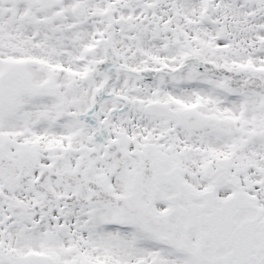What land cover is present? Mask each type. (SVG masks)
<instances>
[{
    "label": "rangeland",
    "instance_id": "rangeland-1",
    "mask_svg": "<svg viewBox=\"0 0 264 264\" xmlns=\"http://www.w3.org/2000/svg\"><path fill=\"white\" fill-rule=\"evenodd\" d=\"M145 1L159 3V6L153 11H141L138 6H132L135 15L133 31L141 32L142 49L148 47L157 53H174L176 49L181 52L185 47L191 51L203 47L219 54L220 57L215 60L218 64L264 68V6L248 4L245 0ZM210 4L217 8L216 13L204 9V5ZM205 16L223 21V26H213ZM120 28L125 34L132 32L127 22ZM17 29L13 27L12 32L19 39L21 35ZM37 38L33 34V40L29 39L37 55L33 64L28 66L35 81H38L35 63H40L41 51ZM146 41L150 43L146 44ZM134 79L123 74L114 85V88L125 86L130 91L133 106L122 107L110 100L100 105L101 119L107 121L110 137L122 134L128 138L130 148L149 144L159 154L170 156L183 169L184 179L198 191L209 188V183L202 178L204 171L228 158L233 167L242 171L240 180L256 186L253 195L257 199L254 201L264 209V185L259 174L264 171V140L253 138V134L264 127V110L259 107V99L239 90H226L215 83H208L206 78L204 81L201 78L192 81L191 77L183 75L179 80L180 100L185 107L194 109L208 120L201 131L185 132L170 126L166 120L142 117L138 108L151 100L153 91L160 92L164 97L166 84L170 82L139 85L131 82ZM95 80L82 78L72 91L78 97L71 102L65 101L66 110L78 114L92 108L91 92L98 88L92 83ZM199 81H202L200 86ZM64 104L57 108L51 100L37 98L23 104L22 114H17L16 108L10 107V111L0 113L1 127L10 134V138L14 136L28 142L38 151L40 163L48 164V158L59 153L63 147L89 146L92 130L82 129L66 119L62 113ZM112 107L123 112L108 117ZM182 153L187 160L184 164L173 159L174 155ZM79 160L80 157L70 154L63 165L74 168L80 164L82 167ZM61 167L58 166V169ZM131 169L127 166L124 173L113 176L108 168L101 165L96 172L108 175L115 194H124L125 178ZM53 186L57 194H70L63 185L53 182ZM218 193L220 198H226L234 191L225 187ZM15 196L28 204L38 201L28 188H22ZM155 208L163 212L167 206L159 200ZM0 248L26 259L47 256L57 264L88 261L94 264H194L188 257L158 244L139 228L117 227L114 212L99 206L64 209L61 205H53L46 215L36 216L32 221H20L1 210Z\"/></svg>",
    "mask_w": 264,
    "mask_h": 264
},
{
    "label": "water",
    "instance_id": "water-1",
    "mask_svg": "<svg viewBox=\"0 0 264 264\" xmlns=\"http://www.w3.org/2000/svg\"><path fill=\"white\" fill-rule=\"evenodd\" d=\"M246 1L264 5V0ZM187 66L184 64L175 71L158 70L149 75L141 72L137 74L143 79L153 80L160 74L175 73ZM199 70L210 74L216 70L215 74L223 79L228 90L239 88L258 96L261 99L260 106L264 109V69H229L201 63ZM118 73L119 71H114L112 76ZM244 76L247 77L246 80L240 81ZM102 91L103 89L100 90L90 114L73 116L83 127L97 130L91 141L98 146L103 145L108 134L106 122L98 123V102ZM145 111L167 115L164 110L157 109L155 104L148 106ZM175 120L181 127L204 126V119L193 114L178 115ZM259 137L264 139V129ZM8 143L13 144L14 154L9 153ZM105 150L106 154L101 159L88 155L83 169L64 168L56 171L55 166L63 162L64 155L59 157L60 161L57 157H52V164L43 166L39 164L37 152L31 147L0 136V182L3 187L13 194L23 184H27L45 204L40 206L35 203L32 207H27L19 201L11 203L7 196L0 193V208L6 206L9 212L20 219L30 220L34 212L45 213L53 204L61 203L66 208L101 205L114 210L118 226H139L168 248L189 256L195 264H264V218L261 209L242 189L238 178L229 173L228 161H223L216 170H209L204 174L211 183L209 190L196 192L182 180L180 170L174 166L166 169L165 160L145 148L128 154L126 145L117 140L106 146ZM128 159L132 160L134 169L128 175L126 194L115 195L107 176L95 175L96 166L104 161L110 165L111 174L122 173ZM35 169L39 171L36 180L32 178V171ZM53 178L73 194L69 197L56 196L51 186ZM226 185L232 186L236 193L226 199H219L218 189ZM251 188L250 184L246 186L247 191ZM168 190H173V194L165 195ZM83 192H86L87 197L82 198ZM161 195L169 209L158 213L154 203ZM192 235L196 240L194 245L190 242ZM0 264L55 263L43 257L24 260L0 249Z\"/></svg>",
    "mask_w": 264,
    "mask_h": 264
},
{
    "label": "flooded vegetation",
    "instance_id": "flooded-vegetation-1",
    "mask_svg": "<svg viewBox=\"0 0 264 264\" xmlns=\"http://www.w3.org/2000/svg\"><path fill=\"white\" fill-rule=\"evenodd\" d=\"M133 5L138 6L141 11H153L157 9L159 3H150L145 0H40V3H38V0H0V79L13 71L12 76L17 81L14 88L9 85L8 90L0 89V102L6 100V98L9 100V97L14 95L15 100L12 102L11 107L16 108V113H21L25 108L24 103L37 100V98L50 100L52 98L50 96L54 94V98L58 100L55 103L60 108L65 101L69 100L71 102L72 99L78 97L76 94L73 95L72 91L82 78L90 80L95 78L96 80L92 83L97 84L98 88L92 90L91 97H93L95 90L102 88L104 85V97L100 103L110 100L123 107L121 98L127 97L130 100L128 105L133 106L134 102L129 97L130 91L125 89V86L114 88L119 77L125 74L135 78L131 82L139 85L158 84L162 81L170 82V84H166L164 97L160 92L153 91L151 100H148L143 106H138L140 114L142 117L166 120L170 126L173 125L180 131L195 132V130L178 128L176 121L171 118L177 113L194 111V109L191 110L185 107L184 102L180 100V78L183 75L186 78L191 77L192 81H194V78H201L203 81L206 78L208 83L221 86L223 81L215 74L216 70L213 71V74L199 70L201 62L216 66L225 65L231 68L248 65L218 64L215 60L220 57L219 54L203 47L195 51L185 47L181 52L176 49L174 53H157L148 47L142 49L144 42L142 41L141 32L133 31L135 29ZM206 18L209 21V17ZM126 22L129 24L131 33L125 34L121 31L120 27ZM215 26L222 27L223 23ZM13 27L18 28L17 31L21 35L19 39L13 34ZM33 34L38 36L37 39H39L41 45V51H39L40 63H35L38 71V75L35 77L38 81L33 80L34 76L31 75L28 68L33 64L34 59H37L35 50L29 41ZM148 43L150 42L146 41V44ZM182 64L188 66L174 75L160 76L155 81H144L138 78L137 75L126 74V72H148L164 68L173 70ZM114 71H119L120 74L112 76ZM201 82H198V86L201 85ZM62 87L64 90H62ZM20 90L22 91L19 92ZM22 92L31 93L32 95L17 97ZM8 94L11 95L8 96ZM151 102L164 104L171 116L164 118L155 114L143 113V108ZM9 108L0 107V113L10 111ZM62 109L64 114L73 113L66 110L65 104L62 105ZM120 113L117 107H112L108 115L109 117L117 116ZM2 124L3 121H0V130L2 131L0 133L9 134L1 127ZM12 139L24 142L21 138H15L14 136H12ZM105 139V141L116 140L117 136L110 137V131H108ZM127 139L126 137L128 153L140 151L144 145H147L145 148L155 151L149 144L130 148ZM88 143H90L89 140ZM106 144L108 142H105ZM91 148L90 145L74 147L72 150H68L67 159H69L70 154H73L80 157L79 162L84 166L87 164L86 157L88 155L98 157L106 151L101 148L97 152V146L93 151L88 150ZM79 149L84 150L79 151ZM157 154L159 157L161 156L160 158L165 159L169 167H179L170 156H163L158 152ZM183 156V153L180 156L176 154L173 159L179 161L180 164H184L187 160ZM131 165L132 161L128 159L126 166Z\"/></svg>",
    "mask_w": 264,
    "mask_h": 264
}]
</instances>
